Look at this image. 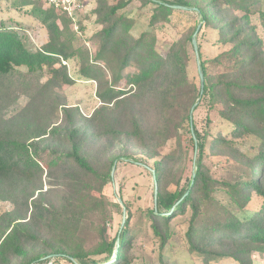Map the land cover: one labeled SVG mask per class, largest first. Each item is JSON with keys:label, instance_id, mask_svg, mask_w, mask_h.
Listing matches in <instances>:
<instances>
[{"label": "trees", "instance_id": "trees-1", "mask_svg": "<svg viewBox=\"0 0 264 264\" xmlns=\"http://www.w3.org/2000/svg\"><path fill=\"white\" fill-rule=\"evenodd\" d=\"M3 1L21 11L29 7L25 12L44 27L46 39L35 48L21 23L0 20V201L11 205L0 214V264H132L129 210L117 239L107 237L105 227L122 211L120 201L102 197L113 163L133 156L106 152L118 138L134 141L135 161L153 160L155 206L145 215L159 243L157 264H170L164 257L178 248L206 263L254 264L256 254L264 256V42L251 21L264 15V0H139L151 12L148 29L137 37L130 32L135 19L120 12L134 0H96L94 57L76 42L71 19L42 0ZM177 11L198 20L160 50L156 31L177 24ZM199 22L215 29L224 47L205 61L197 46L202 92L198 74L189 73ZM73 58L79 75L97 85L100 104L89 116L69 106L62 91L73 83L62 61ZM123 79L127 89L118 88ZM193 105V112L207 109L201 131L193 112L190 124ZM212 112L225 129L209 130ZM185 133L195 169L182 186H173L186 160ZM101 137L109 142L95 158L90 145ZM169 140L174 146L163 153ZM213 155L231 160L224 174L211 171ZM45 182L62 189L43 190ZM252 193L262 198L255 207H249ZM187 209L184 231L172 230L170 221ZM91 232L97 237L89 242Z\"/></svg>", "mask_w": 264, "mask_h": 264}, {"label": "rangeland", "instance_id": "rangeland-1", "mask_svg": "<svg viewBox=\"0 0 264 264\" xmlns=\"http://www.w3.org/2000/svg\"><path fill=\"white\" fill-rule=\"evenodd\" d=\"M95 1L96 0H83L84 7L82 12L78 14L76 21L78 28L75 30L74 23L72 21L70 24V29H72L77 36L78 40H76V42L87 47L92 57L95 55L98 44L96 39L91 38L98 29L92 12L93 7L95 6ZM40 3L43 5L42 1H40ZM139 5L140 1L134 0L127 7L120 10V12H123L135 19L134 25L130 30L134 37H137L142 31L148 29L147 23L151 12L150 5L144 8H141ZM26 9H29V7L24 8L23 11L14 9L11 6V1H3L0 3V20L9 21L13 25L21 23L22 26L27 29L28 37L32 43L31 45L37 48L45 41L46 31L40 22L33 17V15L29 12H25ZM262 9L264 11V5L262 6ZM176 14L179 16V19L176 21L177 24L168 25L166 28L156 31L158 37V47L160 50H164L163 48L165 45L170 44L174 38L180 35V32L183 30L187 22L196 23L198 20V17L190 11H177ZM251 21L254 25H256L257 32L264 42V15H252ZM80 24L82 28L79 27ZM76 42H74V44H76ZM196 42L199 47L200 58L205 61H209V59L224 49L222 44L217 41L216 30L210 27H204L202 23L196 34ZM189 52L193 58L190 63L189 73L191 77H194L198 74L196 57L194 58L195 53L191 47L189 48ZM62 63L67 65L69 75L73 79L72 84H65L62 87V91L67 99V104L69 106H77L79 108V112L83 116H89L100 104V101L96 96V82L79 75L78 62L76 58L68 61L63 60ZM128 70L133 71L134 67H130ZM118 85V88H128V86L125 85L124 79L121 80ZM118 88L116 87V89ZM24 103L25 99L21 98L19 105H24ZM206 113L207 109L202 106L194 110L193 118L195 121V129L199 131L203 130ZM211 117H213V123L211 124L212 126H210L209 130L212 133L218 131L220 127L223 129L226 128L223 124L224 122H220V119L214 114V112H212ZM145 119L148 125H151L150 118H146L145 116ZM108 142L109 140L105 137L96 139L95 142L90 145L92 155L102 157V149L105 148V145ZM183 145L186 160L179 172L172 176L173 186H182L195 169V167H193V163L191 162L193 153L191 151V142L188 138V133L184 134ZM173 146V140H169L163 149V153H166ZM108 148L109 149L106 151L107 153L113 154L116 152H126L133 156L128 159H117L114 161L112 166L114 167L112 179L103 189V198L109 199L113 202H119L120 200V205L122 207L121 213L114 212L112 219L106 223L105 227L107 237L115 239L118 238L122 221L127 216L126 209H128L130 213L129 227L135 233L132 251L136 255V258L133 260L132 264H157V259L160 253L158 248L159 243L157 237L154 236L152 229L149 226L147 216L145 215V211L152 209L155 206L156 180L153 175V160L138 159V161H135L134 159L138 158L139 154L135 153L137 151V146L132 140L126 141L123 138H118L117 141L109 144ZM208 165L214 175L219 176L224 174L225 171L230 168L231 160H226L222 156L213 155L211 156V160H208ZM48 184V182L44 183L43 190L47 188L57 190L62 189V185ZM96 195L101 196L97 193ZM215 197L223 203L228 202V196L222 191H217ZM52 199L53 201H57L59 197L54 196ZM260 201H262V198L258 197L256 193H252L249 201V207H255ZM9 209H11V205L8 201H0V214ZM189 214L190 211L187 209L185 214L179 213L178 215H175V217L170 221L169 227L175 231H184ZM96 237L97 235L91 232L90 237L88 238L89 242L94 241ZM164 254L165 251L161 252V255ZM164 260L170 264H224L217 263L215 261L206 263L196 253H189L183 248H178L175 252L168 254L164 257ZM46 264L72 263L66 259H62L49 260ZM254 264H264V256L256 254Z\"/></svg>", "mask_w": 264, "mask_h": 264}, {"label": "built area", "instance_id": "built-area-1", "mask_svg": "<svg viewBox=\"0 0 264 264\" xmlns=\"http://www.w3.org/2000/svg\"><path fill=\"white\" fill-rule=\"evenodd\" d=\"M48 7H53L59 15H64L71 19L74 23L75 30L78 28L76 25L77 17L83 10V0H42Z\"/></svg>", "mask_w": 264, "mask_h": 264}, {"label": "water", "instance_id": "water-1", "mask_svg": "<svg viewBox=\"0 0 264 264\" xmlns=\"http://www.w3.org/2000/svg\"><path fill=\"white\" fill-rule=\"evenodd\" d=\"M171 6L173 8L182 9V10L193 9V8H188V7L180 6V5H171ZM200 27H201V22H199L197 24L196 29L192 35L191 41H192V46H193V49L195 51V56H196L197 72H198V76H199V80H200V87H201L200 92H202V88H203V84H204V73H203V70L201 68L200 58H199V54H198V47H197V42H196V34L199 31ZM194 107H195V105H193V107L191 108V112H190V124L191 125H192V112H193ZM113 170H114V167H112V169H111V176L113 174ZM155 192H156V186H155ZM123 222H124V220L122 221V224H123ZM117 243H118V240H117Z\"/></svg>", "mask_w": 264, "mask_h": 264}]
</instances>
